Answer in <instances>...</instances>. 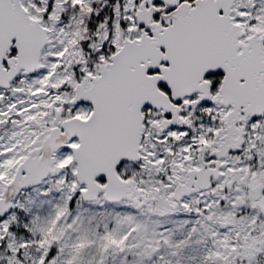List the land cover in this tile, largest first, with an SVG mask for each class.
Listing matches in <instances>:
<instances>
[{
  "label": "snow or ice",
  "instance_id": "1",
  "mask_svg": "<svg viewBox=\"0 0 264 264\" xmlns=\"http://www.w3.org/2000/svg\"><path fill=\"white\" fill-rule=\"evenodd\" d=\"M0 264H264V0H0Z\"/></svg>",
  "mask_w": 264,
  "mask_h": 264
}]
</instances>
